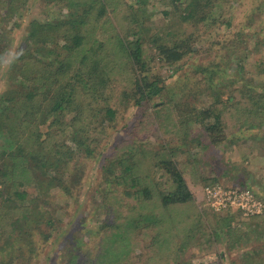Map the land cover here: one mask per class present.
<instances>
[{
  "label": "rangeland",
  "instance_id": "374dc122",
  "mask_svg": "<svg viewBox=\"0 0 264 264\" xmlns=\"http://www.w3.org/2000/svg\"><path fill=\"white\" fill-rule=\"evenodd\" d=\"M180 11L172 0H0V171L7 153H18L25 119L46 138L41 115L70 82L77 84L74 105L59 112L69 124L63 139L72 159H64L73 175L85 173L71 194L41 180L26 183L22 204L3 202L11 182L0 173V213L11 216L0 219V260L102 264L115 241L109 226L119 222L124 239H136L130 264H264V219L216 210L206 197L207 185L222 183L264 199V0H214L211 18L194 24ZM136 41L137 64L126 48ZM160 44L193 50L170 63ZM139 78L165 89L138 103ZM28 91L37 93L30 99L36 117L19 105ZM218 112L220 141L211 127ZM75 129L84 139L79 148ZM166 161L184 175L193 202H163L176 189ZM15 213L30 219L22 240L18 231L9 242L4 224ZM24 246L35 254L22 258Z\"/></svg>",
  "mask_w": 264,
  "mask_h": 264
},
{
  "label": "trees",
  "instance_id": "16d2710c",
  "mask_svg": "<svg viewBox=\"0 0 264 264\" xmlns=\"http://www.w3.org/2000/svg\"><path fill=\"white\" fill-rule=\"evenodd\" d=\"M175 1L172 0L173 6L179 7L180 12L179 16H182L186 22H189L191 24H194L195 21L197 22H205V20H209L211 18V10L214 7V0H185L183 4H177ZM35 33V32H33ZM194 36H197L196 33L190 34L187 39L194 38ZM82 36H79V38ZM186 39V40H187ZM185 44V43H184ZM160 51L162 54L166 56V61L170 63L177 62L182 59V55H186L188 52H191V46L187 45V49H185L184 46H181V51L179 48H170L169 46L160 44ZM177 47H180L177 44ZM130 54V58L134 61V63H139V59L142 58V43L139 41H136L132 47L127 46ZM84 61V63H83ZM86 61H88V55L87 57H83L80 61L81 65L83 66ZM79 70V68L77 69ZM83 70V69H81ZM80 70V71H81ZM78 71L75 70L72 77L76 78L78 77ZM75 75V76H74ZM79 81V79H78ZM75 83L66 82L63 86H60V90L55 96V98H52L50 101H48V105L46 106L45 110L43 111L41 115V120L43 123H48V130L46 131L45 135L46 138L43 140L41 138L42 134L39 132L38 124L33 122L31 118L25 119L23 128L28 127L24 129V136L21 140V143L19 144V150L18 153H7V158L4 159L3 166L5 167L4 170H1L0 173L2 176L6 177L10 182V189L8 191V198L4 200L3 202L10 201L11 203L14 199L17 203L22 204V200L28 199L27 190L25 188V184L29 182H36L40 183L41 181H45L47 184V187H58L62 190H64L65 193L71 194L73 188L77 190L83 181L82 175H84V171L81 170V172L78 174L72 173L71 165L69 164L68 160H65L64 158L68 156V145L66 144L65 138L63 139V136L68 135L67 134V127L69 124L66 122L64 118L59 114L61 111H70L74 105V96H75V90H76ZM164 86L160 85L157 81H150L146 78H139L135 82L134 90L138 94L136 98V102L140 103L141 101L150 100L153 97H156L157 95L161 94L164 91ZM35 96V99H37V93L32 91H28L24 94V99L19 100V105L24 106L27 109L33 108L31 111H29V114L34 117H36L38 112V108L35 107L34 103L30 102L31 98ZM34 101V98H33ZM35 102V101H34ZM27 103H30L29 106ZM222 104V102H221ZM224 105V104H222ZM219 108V111L224 109ZM108 115H114L115 110L112 107L106 108ZM2 116V115H1ZM264 117V116H263ZM1 125V124H0ZM25 125V126H24ZM65 125V126H64ZM214 125V126H213ZM57 126L61 127V129H57ZM212 130L217 129L218 132L215 133L216 136H214V140L220 141L224 140V137H219V135H223V121L221 120V114L219 112L215 115V122L212 124ZM215 128V129H214ZM57 129V130H56ZM14 130L12 129L11 132ZM76 132L71 137L76 141L75 147L79 148L82 145V141L84 139L82 136L78 134V131L75 129ZM58 133V134H57ZM62 139V141L60 140ZM65 140V141H64ZM23 143H26V147H22ZM74 147V146H73ZM85 151L88 155H93V148H91L89 145L86 146ZM73 150V148H72ZM8 151V150H7ZM67 159H72V156L69 154ZM165 169L170 172L173 170L174 172L171 174L173 179L175 180L176 189L174 191L163 193L162 199L163 202L166 205H176V204H187L194 201V194L191 188L189 187L186 179L184 178V175L180 170L177 169L175 165H172L168 161L164 162ZM51 170H56L55 174H52ZM41 180V181H40ZM70 182L73 183L71 189L69 188ZM213 183L216 181H212ZM61 183V184H60ZM233 187L236 188H243L244 185H234ZM209 204V203H208ZM4 205V204H3ZM17 205V204H16ZM26 207L29 206L28 204H25ZM16 207V206H15ZM3 211L6 212L7 209L9 210V205L3 206ZM230 209V208H228ZM236 209V208H234ZM31 210V209H30ZM237 212L243 215V212L240 209ZM29 212V211H28ZM201 212H198L199 217H201ZM205 214V213H204ZM44 214H38L35 215V218H37L39 221L43 219ZM151 217L148 215H145L146 217H149L148 219H152V217L156 216V213L153 211V213H149ZM1 213H0V219H1ZM11 216L5 214L2 218L4 220H7ZM12 221L8 222L9 224L7 227L11 228V232L5 231V237L9 242L13 239V236L15 237L16 233H18V236L21 239V233L24 232L26 235V230L23 226V224L28 225V220L30 219L27 216H23V218L20 219L19 216H17V213L12 216ZM248 217V216H246ZM258 215L251 216V218H257ZM160 222V223H158ZM153 222V224H157L154 226H158L159 228L162 227L161 221ZM150 226H152V223H149ZM119 222H115V224H112L109 226L111 230H113L112 238L115 240L113 244V248L110 252L104 253V256L101 257L102 264H130V259L127 258L129 254L132 251L131 243L136 241V239H124L127 235H122L119 233L118 228ZM4 226L2 229H4ZM163 228V227H162ZM169 229V227H167ZM168 229V230H169ZM25 230V231H24ZM107 229L106 231H108ZM28 233V232H27ZM119 233V234H118ZM125 234L130 233V230L127 229L124 232ZM14 239L13 241H15ZM19 240V238H18ZM127 250V252H126ZM177 251V248H176ZM2 252V247L0 246V253ZM24 253L21 255L22 258H24L27 254H35L34 252L30 251L28 247L25 249L24 246ZM171 252V251H170ZM169 254L171 255V253ZM72 257H76L75 254H73ZM98 258L97 256L95 257ZM19 259H4L0 260V264H20ZM18 261V262H17ZM97 263V260L94 262ZM141 264V263H139Z\"/></svg>",
  "mask_w": 264,
  "mask_h": 264
},
{
  "label": "built area",
  "instance_id": "2783aa9c",
  "mask_svg": "<svg viewBox=\"0 0 264 264\" xmlns=\"http://www.w3.org/2000/svg\"><path fill=\"white\" fill-rule=\"evenodd\" d=\"M206 193L210 206L219 211L236 208L248 217L264 212V199L257 197L248 189L214 183L206 186Z\"/></svg>",
  "mask_w": 264,
  "mask_h": 264
},
{
  "label": "crops",
  "instance_id": "0c3cea01",
  "mask_svg": "<svg viewBox=\"0 0 264 264\" xmlns=\"http://www.w3.org/2000/svg\"><path fill=\"white\" fill-rule=\"evenodd\" d=\"M263 216V217H262ZM258 217H260V218H257V219H259V220H263L264 219V215H258Z\"/></svg>",
  "mask_w": 264,
  "mask_h": 264
}]
</instances>
